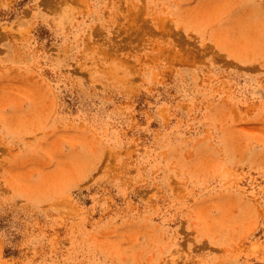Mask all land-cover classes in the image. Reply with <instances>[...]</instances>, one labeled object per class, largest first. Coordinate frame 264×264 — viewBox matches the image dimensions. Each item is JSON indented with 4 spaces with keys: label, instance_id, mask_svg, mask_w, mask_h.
<instances>
[{
    "label": "rangeland",
    "instance_id": "rangeland-1",
    "mask_svg": "<svg viewBox=\"0 0 264 264\" xmlns=\"http://www.w3.org/2000/svg\"><path fill=\"white\" fill-rule=\"evenodd\" d=\"M0 264H264V0H0Z\"/></svg>",
    "mask_w": 264,
    "mask_h": 264
}]
</instances>
